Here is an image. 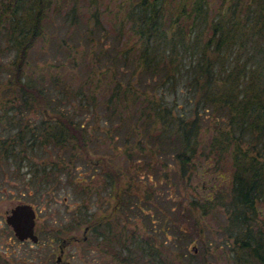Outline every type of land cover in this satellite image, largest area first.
<instances>
[{
	"label": "trees",
	"instance_id": "16d2710c",
	"mask_svg": "<svg viewBox=\"0 0 264 264\" xmlns=\"http://www.w3.org/2000/svg\"><path fill=\"white\" fill-rule=\"evenodd\" d=\"M68 1L64 22L74 26L61 36L58 24L48 27ZM119 6L112 11L119 22L114 51L102 42L99 50L79 56L81 50L68 40L74 28L75 37L82 32L77 0H17L13 5L0 0V54L14 53L9 65L0 62V175L13 167L25 188L19 197L44 195L48 208L54 207L59 189L73 188L82 201L63 228L87 223L86 243H96L119 264H218L225 248L232 264H264V0H178L176 6L175 0H121ZM96 14L95 27L102 24ZM126 31L129 36L120 39ZM42 40L68 57L73 78L67 72L49 79L29 74L30 54ZM184 79L190 90L188 106L182 107L169 95ZM99 106L115 123L109 135L124 133L127 158H145L153 177L178 191L182 185L193 187L195 194L187 202L171 205L168 200L170 210H162L153 191L142 198L134 179L129 175L122 181L115 164L95 166L104 177L102 186L84 184L87 170L81 168L91 163L88 156L98 140L89 119ZM155 152L163 153L161 162ZM203 160L229 171L228 182L195 183L204 176ZM111 189L117 202L97 217L91 204L104 201V191ZM133 207L139 212L155 208L161 215L164 244L175 243L176 227H182L173 216L197 227L201 217H216L221 210L226 219L218 226L231 239H211L194 256L182 251L177 261L176 255L163 253L169 247H153L136 229H128L124 220ZM196 232L200 235V227ZM190 233L179 230L178 241ZM218 248L223 252L210 251ZM10 254L0 251V264H17Z\"/></svg>",
	"mask_w": 264,
	"mask_h": 264
},
{
	"label": "rangeland",
	"instance_id": "374dc122",
	"mask_svg": "<svg viewBox=\"0 0 264 264\" xmlns=\"http://www.w3.org/2000/svg\"><path fill=\"white\" fill-rule=\"evenodd\" d=\"M5 1L11 2V5H13V2L15 4L17 0ZM120 1L121 0H93V2H91V0H77L78 13L80 14L81 12L82 14V22L79 28L82 32H79L75 37L74 28L72 35L73 40H71L70 37L68 40L70 42H75L74 46H78L81 50L79 51V56L82 52H84L83 50L90 52L99 50L102 42H104L102 43L103 48L113 50L115 46L114 43L119 39V34H117L119 27L115 28L114 26L119 22L116 19L117 15H115L112 11L120 8ZM89 2L90 4L88 6ZM71 3L72 1L66 2L63 12L55 16L54 21H52V25L49 26L48 29L52 30L53 23H55V25L58 24L60 27L58 32L59 35L64 36L67 32H70L74 25H68L64 22L65 19L63 17V13L70 9ZM176 5H178V0H175V6ZM94 12H97L98 15H96L100 17H98L100 20H102V24H99L100 26L97 25V27H95L97 18L93 15ZM63 22L65 24H63ZM100 27L104 28V30ZM125 33L126 35L121 36L120 39L126 40L129 34L128 31ZM13 55L14 53L12 52L9 54L7 53L4 56L0 54V62L4 65H9ZM78 59H80V57ZM29 60L30 64L28 66V71L31 76H42L45 79H49L48 76H55L57 73L63 74L67 72L68 76L70 77L72 75L73 78L72 69L74 67L71 66L68 57L65 56L64 53L57 50L52 42H44L43 40L39 42L38 46L32 50V55L30 54ZM102 64L105 65L104 62H102ZM68 66L70 72L68 71ZM119 68L123 69L122 66ZM81 70H83V67L77 68V73H81ZM79 76L80 74L78 75V78ZM185 79L178 85V92L176 93L171 91L173 93L172 95H169L170 101L177 99V104H180L182 107L185 105L188 106L189 101L187 93L190 89L187 86ZM156 91L157 89H153V93L151 92L152 95ZM154 97L158 98V94H154ZM195 99L196 97L193 98V101ZM190 106L192 107L194 104ZM1 110L2 108L0 111ZM174 110H177V108L175 107ZM102 111L103 107L99 106L97 107V114H90L91 119L89 120L91 121V126H94L92 129L94 134L93 136L98 140L96 141V145H93V149L88 156L92 164L87 163L82 165L81 170H87V178L84 179L83 183L93 187L97 185L102 186L104 177L101 176L99 171H95V166L103 168L105 166H109L110 164H115L119 170L123 172V174H121L122 181L123 179L128 180L129 175L134 179L133 186L135 192L138 191L142 194V198H144V195L148 190L153 191V194L157 196L159 200L157 205L162 210L165 208L170 210L167 206L168 200L171 205L172 202L175 204L177 200L181 199L187 202V200L190 199L194 193L193 187L185 188L182 185L180 191H178L179 188H176L173 183L164 184L161 180L157 179V176L153 177L152 174H149L150 169L145 165L147 162L145 161V158H141L139 160L134 158L131 160L127 158L124 154V149L126 147L124 142V133H116L114 137H111L108 130L109 128L111 130L113 126H115V123H113V121L108 117H105ZM209 117H211V114ZM210 131L212 132L213 129H210ZM210 131H206L202 134L203 140L206 142L209 138V134L206 133ZM114 132L116 131L114 130ZM56 150L59 149H55V151ZM160 155H163V153H154L155 158L158 157V161L161 162L163 159L159 157ZM170 161L172 164H176L174 158H169V162ZM200 165L202 170L201 173L204 176H199L195 179V183L198 182L200 185H204L205 182H207L209 184L213 179H218L222 183H227L231 178L229 171L225 172L219 167L215 168L213 167V164H208L205 160H203ZM211 167H213L212 169H215V171L213 172V170H211L209 173L208 169ZM204 171L207 174H205ZM79 172L80 171H75L76 176H79ZM0 178L2 179V183L0 182L2 185H0V251L3 252L8 250V252L11 253L10 255L15 256L14 261L17 264H65L66 262H69L68 264H119L111 259L109 252H101L100 249L96 247V243L91 246L86 243L85 240L88 238L90 233L89 230H86L87 223L80 224V226L74 229L67 230L63 228V224L68 222L71 218L70 212H72V210L78 206V203L82 201L73 188L64 187L59 189L55 194H53V197H55L54 207L48 208L44 202V195L38 196L35 193H32L31 200H27L25 196L19 197L21 190L25 188H23L22 181L17 179L13 167H11L10 172L0 175ZM200 187L201 186H198L199 189ZM114 192L115 194L118 192L117 187H115ZM104 194V201L101 202V200H96L93 204H91L92 209L98 213L97 217L103 215L101 212H103L106 208H108L109 211L112 210L118 199L113 191L112 193L104 191ZM23 201L33 203L37 209L36 232L38 233L41 241L34 242L31 239L20 240L16 236L13 228L6 221V215L11 211V208L16 203ZM134 210L135 208L133 207V211ZM261 211L260 216L262 220H264V205L262 206ZM223 212L222 210L218 211V215L216 217H212L211 213H209L208 216L201 217L200 225L197 226L201 229L200 235L196 232L197 227H195L189 220L182 218L181 216L179 218L178 216H173L174 221H178V223L181 221L182 226L179 228L176 227L175 233L173 234L175 243L173 244L171 240L164 244L163 238H165V235L160 225L162 218L161 215L155 211V208L150 209V211L147 209V212H132L128 209L127 213H129V216L128 219L124 221L127 222L128 229H136L142 238L149 240V242L153 244V247H169L166 250L164 249L163 253L169 255L170 252V254L176 255L178 261L180 260V257L183 256L182 251L187 252L189 256H194L203 249V243L208 242L211 239L213 241L224 237L231 239V237L227 233H224L218 226L224 223L226 219ZM190 218L193 219V216ZM170 221L172 220L170 219ZM179 230H187L191 233L186 238H181V241H178L179 236L177 233H179ZM64 239L70 240L64 244L63 252L61 253L62 250L60 244ZM210 251H216L217 254L223 252L221 248H218L217 250L210 249ZM224 251V254L219 256L218 264H232V262L228 259V248H225ZM59 254L62 256V261L60 263L57 261ZM145 264H154V262H146Z\"/></svg>",
	"mask_w": 264,
	"mask_h": 264
},
{
	"label": "water",
	"instance_id": "95a60500",
	"mask_svg": "<svg viewBox=\"0 0 264 264\" xmlns=\"http://www.w3.org/2000/svg\"><path fill=\"white\" fill-rule=\"evenodd\" d=\"M36 217L37 209L31 202H18L12 208L11 211L6 215L7 223L13 228L16 236L20 240L31 239L34 242L39 241V235L36 232ZM88 228V227H86ZM67 243L64 239L60 244L61 253L63 252V245ZM62 259L61 254L58 255L57 261L60 263ZM66 262L65 264H68Z\"/></svg>",
	"mask_w": 264,
	"mask_h": 264
},
{
	"label": "flooded vegetation",
	"instance_id": "af4514ba",
	"mask_svg": "<svg viewBox=\"0 0 264 264\" xmlns=\"http://www.w3.org/2000/svg\"><path fill=\"white\" fill-rule=\"evenodd\" d=\"M86 227H88V228H86V230H89L90 226L87 225ZM85 238H86V236H85ZM73 239H75V238H73ZM69 240H70V239H69ZM69 240H67V242H68ZM63 246H64V245H63ZM61 261H62V259H61Z\"/></svg>",
	"mask_w": 264,
	"mask_h": 264
}]
</instances>
